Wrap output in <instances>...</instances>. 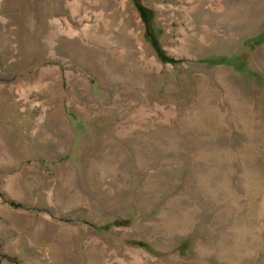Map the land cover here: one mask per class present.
I'll use <instances>...</instances> for the list:
<instances>
[{"label": "rangeland", "instance_id": "374dc122", "mask_svg": "<svg viewBox=\"0 0 264 264\" xmlns=\"http://www.w3.org/2000/svg\"><path fill=\"white\" fill-rule=\"evenodd\" d=\"M0 264H264V0H0Z\"/></svg>", "mask_w": 264, "mask_h": 264}, {"label": "bare ground", "instance_id": "6f19581e", "mask_svg": "<svg viewBox=\"0 0 264 264\" xmlns=\"http://www.w3.org/2000/svg\"><path fill=\"white\" fill-rule=\"evenodd\" d=\"M105 9V8H104ZM112 16V15H111ZM114 20V19H113ZM54 34L56 33V30L58 29V28H61L62 27V25H61V23H60V21L59 20H56L54 23ZM65 28H66V26H65ZM65 30V29H64ZM66 32L69 34H75V33H77L76 31H74L73 30V28L72 27H70V26H67V28H66ZM53 33V32H52ZM106 34V33H105ZM104 34V35H105ZM99 38H101V40L103 41V42H105L106 41V39H105V37H103L102 35L101 36H99ZM100 42V41H99ZM107 42V41H106ZM36 43V42H35ZM105 44V43H104ZM34 45V44H33ZM35 48V47H34Z\"/></svg>", "mask_w": 264, "mask_h": 264}]
</instances>
